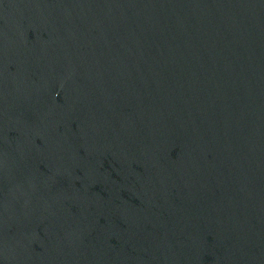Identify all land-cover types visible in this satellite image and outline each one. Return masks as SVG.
<instances>
[{
    "label": "water",
    "instance_id": "1",
    "mask_svg": "<svg viewBox=\"0 0 264 264\" xmlns=\"http://www.w3.org/2000/svg\"><path fill=\"white\" fill-rule=\"evenodd\" d=\"M0 264H264V0H0Z\"/></svg>",
    "mask_w": 264,
    "mask_h": 264
}]
</instances>
